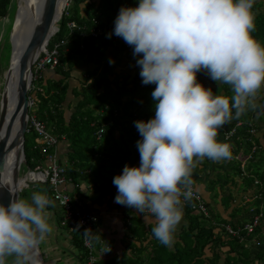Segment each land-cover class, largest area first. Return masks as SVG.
<instances>
[{"label": "trees", "instance_id": "trees-1", "mask_svg": "<svg viewBox=\"0 0 264 264\" xmlns=\"http://www.w3.org/2000/svg\"><path fill=\"white\" fill-rule=\"evenodd\" d=\"M9 3L10 0H0V18L6 14ZM138 3L139 0H70L66 13H62L57 21L58 30L47 42L48 46L59 38L65 39L59 48L58 63L51 68L52 73L58 77H42L33 81V86L39 89L33 87L28 92L34 99L29 114H34L37 120L42 121L46 129L59 137V142H63L66 147L65 175L72 184L70 195H81L78 187L80 181L91 184L94 194L85 196L91 204L99 205L103 196H107V202H110L111 187L115 186L113 178L121 174L124 164L130 161L128 151L132 150L135 154L132 161L140 158L137 145L131 147V150L129 148V130L140 136L134 122H146L155 116V102L151 97L155 84L142 83L140 66L136 63L140 57L133 56V48L128 44L126 47L125 41L114 34V28L108 27H114L121 7H136ZM253 11L255 31L252 36L264 45V0H255ZM92 19L104 31L97 38L88 33L89 27L93 25ZM66 21H74L85 28H74L67 33ZM79 57L92 67L81 73L80 88L70 89L76 100L69 115L65 117L64 106L69 108V102H66L67 79ZM119 63L127 64V69L115 71ZM196 75L197 81L203 85V79L206 78L204 87H210L214 93L231 95L228 85H218L204 71ZM257 104L261 107L249 109L227 126L231 128L236 121L240 122L235 134L225 142L232 145V157L239 151L243 156L251 153L243 170L238 161L231 159L229 169L220 173L213 167L214 162L207 158L193 170V188L200 194L209 212L208 217L196 211L193 198L184 201L183 222L178 225L175 243L169 248L154 238L151 232L153 225L143 219V214L125 205L120 212L123 232L119 252H113L111 240H105L97 232L100 239L91 243L92 253L96 255L105 244L110 247V251L103 257H96L92 264H264V243L245 248L223 231L226 224L235 228L253 213H260L264 221V89L259 94ZM98 129H101V133L96 137ZM115 130L119 131L116 138L113 137ZM35 136L30 128L24 133V164L29 169L43 161V154L34 141ZM252 142L256 145L254 151H251ZM234 177L241 180L244 190L242 197H247V200L230 207L233 198L225 187L235 184ZM43 185L49 197L50 187L47 182ZM197 185H202L205 197ZM218 201L222 209L230 208L228 215H223L215 206ZM240 210L246 216L241 220H233ZM59 222L60 216L58 224L61 226ZM100 222L98 214L93 232ZM62 227L65 228L68 244L62 253L66 252L78 264H86L88 250L82 242V230L80 227ZM258 230L254 233L256 237L259 235Z\"/></svg>", "mask_w": 264, "mask_h": 264}, {"label": "clouds", "instance_id": "clouds-1", "mask_svg": "<svg viewBox=\"0 0 264 264\" xmlns=\"http://www.w3.org/2000/svg\"><path fill=\"white\" fill-rule=\"evenodd\" d=\"M254 4L139 0L136 7H121L115 18L114 34L140 57L136 63L142 83L155 84L154 118L134 122L142 137L137 141L140 165L126 164L114 176L115 202L143 214L153 225L154 238L165 247L175 243L183 218L181 198H193V170L205 158L217 163L233 159L232 145L217 139L219 129L261 107L257 100L264 89V45L252 36ZM200 71L218 85H228L231 95L204 87L197 81ZM33 81L29 90L39 89ZM28 97L33 101L29 116L34 99ZM49 206L54 207V201L39 191L30 200L21 197L0 204V264H41L36 250L53 231ZM83 235L89 244L100 239L91 229ZM108 251L110 247L104 253Z\"/></svg>", "mask_w": 264, "mask_h": 264}, {"label": "built area", "instance_id": "built-area-1", "mask_svg": "<svg viewBox=\"0 0 264 264\" xmlns=\"http://www.w3.org/2000/svg\"><path fill=\"white\" fill-rule=\"evenodd\" d=\"M69 1L70 0H67L65 5H67ZM91 21L93 25L89 27L88 33L91 37L97 38L98 35L103 34L104 31L95 19H92ZM65 27L68 30L67 33H70L74 28H85L83 26H78L74 21H66ZM108 27L110 29L114 28L111 26ZM64 42V38H59L58 40L53 41L48 46L46 44L44 48L41 49L31 65L32 80L40 79L45 69L53 68L54 66H56V64L58 63L59 48L64 44ZM125 46H127L126 43ZM28 104L29 106L33 104V101L30 97H28ZM239 125L240 122L236 121L233 127L226 128V132L223 131L222 133V135L224 134V138L227 139L235 134L236 127ZM28 128L35 132L36 136L34 138V141L36 143V147H38L40 152L43 154V161L36 164L33 169H29L31 173L26 174H31L33 176L35 175L28 181L29 183H48L50 187L49 197L56 203V205L60 209V225L65 226L68 229L77 227L79 225L82 230L81 238L83 245L88 250L86 264H92L95 261L96 257H103L106 253H104L105 249L108 248V246L105 244L104 247L100 249L96 255L92 254V245L86 242L83 235L85 229H93V226L98 218V213L94 210L86 208L84 202L77 196L70 195L67 189V184H70V179L65 175L66 164H64V162H59L56 154L59 137H57L51 131L47 130L44 123L37 120L32 114L28 116L26 131ZM100 133L101 129H98V131L96 132V137H98ZM255 148L256 145L253 144L251 147V151H254ZM245 156L246 159H248L250 158L251 153H247ZM235 157L236 155L233 156V159L239 162V167L241 170H243V159H238L237 157L235 159ZM181 199L182 202H184L183 198ZM193 199L195 200L193 207L196 209V211L201 213L203 217H208L209 212L205 208L200 194L195 190ZM134 210L136 213H138L136 209ZM257 228H259V235H257L256 237L254 236V233ZM223 231L229 236L236 238L238 242H240L244 246H248L251 243L254 246H260L262 243H264V221L261 220L260 213H253L245 222L242 223V225L235 228L231 227L229 224H226ZM100 242L102 243L103 241L100 240Z\"/></svg>", "mask_w": 264, "mask_h": 264}, {"label": "water", "instance_id": "water-1", "mask_svg": "<svg viewBox=\"0 0 264 264\" xmlns=\"http://www.w3.org/2000/svg\"><path fill=\"white\" fill-rule=\"evenodd\" d=\"M56 6L57 0H44L38 19L34 20L21 46L14 51V56L11 44L12 28L9 33L10 50L7 66L2 73L0 90V204L4 206L17 198L19 178L25 180L24 175L31 173L26 168L22 178L18 175L19 166L24 163L23 140L28 119L27 93L31 84V65L49 37L57 30L55 23L61 13L57 19L54 18ZM16 9L15 5V11ZM13 147H16V155L11 169V188L7 189L4 171L8 152Z\"/></svg>", "mask_w": 264, "mask_h": 264}, {"label": "rangeland", "instance_id": "rangeland-1", "mask_svg": "<svg viewBox=\"0 0 264 264\" xmlns=\"http://www.w3.org/2000/svg\"><path fill=\"white\" fill-rule=\"evenodd\" d=\"M15 5L17 6V9H19V0H10L6 14L0 18V90H1V85H2V73L5 69V67L7 66V62H8V56H9V50H10L9 33H10L11 28H12L11 38H13L12 37L13 31H14L15 35L17 34V18L16 17H18V13H17L18 10L16 9V11H15ZM56 24L58 25V22ZM12 25H13V27H12ZM23 25H24V23H23ZM11 41H12V39H11ZM4 65H5V67H4ZM126 65L124 63L123 64L119 63L115 67V71L127 69ZM91 67H92V65L89 64L88 62H85L81 57L77 58L74 66L72 67L71 72H70V76L67 79V81H68V92L66 95V102H69V105H68L69 108H66L64 106V113L63 114L65 115V117H67V115H69L70 111L72 110V105H73L74 101L76 100L74 95L71 93L70 89L73 87L80 88V86L82 84V82H81L82 74L81 73L84 72V70L90 69ZM53 76L56 78L58 77V75H53ZM203 83L205 86V84L207 83L206 78L203 79ZM227 124L224 126L226 127ZM221 130L219 129V131H221ZM117 132H118V130L117 131L115 130L113 132L114 138L117 137L116 136ZM221 137H222V139H221ZM229 138H227V139H229ZM217 139L221 142H225V140H227L224 138V134L221 136L220 133L218 134ZM56 154H57V148H56ZM64 157H65V154H64ZM236 157L238 159H243L244 164H245L246 160H248V159H246V156H243L241 154V151H239L236 154ZM236 157H235V159H236ZM230 161H231V159L230 160H223V161L218 162V163L214 162L213 167L216 168L215 170L217 172L221 173L222 171H224V169L225 170L229 169L228 166H230ZM25 169H26L25 164L21 163L19 166V171H18L19 177L23 176V174L25 173ZM211 176H213V172L211 173ZM233 179L235 181V184L227 185L225 187V188H228V190L230 191L231 196L233 198V202L230 205V207L234 206V204L237 206L240 204H243V201L247 200V197L246 198L242 197L244 190H242V187H241L242 186L241 180L238 177H234ZM30 181H32V180H30ZM26 185H23V187H21L19 189L18 194H17V198L22 197V198H28L30 200L31 194L33 192H37V191L47 194L46 189H45L43 183H41V182H31V183H28ZM198 186H202V185H198ZM198 186H197V188L201 191V193L205 197L206 193H204L201 190V188H199ZM111 189H113V188L111 187ZM209 199H211V197H209ZM209 199H208V201H209ZM54 205H55L54 207L49 206L47 209V211L49 213V223L52 225L53 231L50 234H48V236L46 237L44 242H42L37 248V251L39 253L41 261L43 262V264H78L76 261H74V259L70 258V256L68 254H66V252L62 253L64 251L63 250L64 247L68 246L67 241L65 239L66 231H65V228H63L62 226H59V224H58V218L60 216V209L58 208V206L56 205L55 202H54ZM215 206L219 209V211L223 215H228L230 212V208L222 209V206L219 204V201L215 202ZM97 211L100 213L99 210H97ZM103 215H104V213L101 211V214L99 216L100 219H102L103 222L106 220L109 223L111 221L110 219L113 220V219H116V217H117V213H113V211H107L106 214L104 216ZM243 216H246V213L243 212L242 210H240V212L237 214V216H235L236 218H232V219L233 220H235V219L241 220V219H243ZM182 222L183 221H181L180 223H182Z\"/></svg>", "mask_w": 264, "mask_h": 264}, {"label": "crops", "instance_id": "crops-1", "mask_svg": "<svg viewBox=\"0 0 264 264\" xmlns=\"http://www.w3.org/2000/svg\"><path fill=\"white\" fill-rule=\"evenodd\" d=\"M43 75H44V78H46V77L49 78V77H52L54 74L52 73L51 69H45L43 72ZM227 126H228V124H227ZM226 127L223 126V128H221L222 130L220 129L221 131H219V133L221 136H222L223 131H225ZM118 134H119V131L117 132L116 136H118ZM128 139H129L128 144L130 145L129 148L131 150V147H135L137 145V141L140 140L141 138L138 134L135 135L134 132L129 130V135H127V140ZM221 139H222V137H221ZM65 150H66V147H65L64 143L60 141L57 145V157L59 158L58 161L61 163L64 162V164H66L65 159H64L65 158L64 157ZM131 151H128L130 161L127 163V165L139 167L140 158H137L135 161H132V160H134L135 154ZM125 165L126 164H124V166ZM78 187H79V193L81 195L78 196L75 193H73V195L77 196L78 198H81V200L84 202L86 208L91 209V210H93V208L96 209L95 211L99 214V216L101 214V211L104 213V215L106 214L107 211H113V213H117L116 219H113V220L110 219L111 220L110 223L107 222L106 220L103 222L102 219H100L101 220L100 225L95 227L94 232L95 233L99 232L101 234L102 238H104L105 240H111L112 247H113L112 251L113 252H119V250L121 248L120 237H121V234L123 232L122 223H121V219H120V212L125 205H120V204L115 202V196L117 195L116 186H114L113 189H111L112 198H111L110 202H107V196H103L100 200L99 205L88 203L89 201L86 198L87 196H92L94 194L91 184L80 181L78 183ZM198 187L201 188V190L203 189L202 186H198ZM67 189H68L69 193L72 194L71 193L72 192L71 183L67 184ZM97 210H99L100 213Z\"/></svg>", "mask_w": 264, "mask_h": 264}, {"label": "bare ground", "instance_id": "bare-ground-1", "mask_svg": "<svg viewBox=\"0 0 264 264\" xmlns=\"http://www.w3.org/2000/svg\"><path fill=\"white\" fill-rule=\"evenodd\" d=\"M66 1L67 0H57V6H56V10L54 12V18L55 19L58 18V16L61 13L62 8L64 7ZM43 2H44V0H19V9H17L18 10V12H17L18 17H16L17 18V34L15 35L14 31L12 33V37H13L12 38V51H13L12 55L13 56H14V51L21 46L22 41L26 37L28 31L30 30V27L32 26L34 20L38 19V16H39L40 11H41L42 6H43ZM23 23H24V25H23ZM15 155H16V147H13L8 152L6 167H5V171H4L5 172L4 173V182H5L7 189L11 188V171H12L11 169H12V166L15 162ZM34 176L31 174H28V175H24L25 180H23V179L21 180L19 178L17 189H20L21 186L26 185L27 181L29 179L33 178ZM80 230H81V228H80ZM95 248H97V247H95ZM37 255H38V258L40 260L38 253H37Z\"/></svg>", "mask_w": 264, "mask_h": 264}]
</instances>
